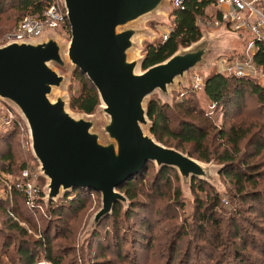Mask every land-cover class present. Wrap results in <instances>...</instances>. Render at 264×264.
<instances>
[{"label": "trees", "instance_id": "trees-1", "mask_svg": "<svg viewBox=\"0 0 264 264\" xmlns=\"http://www.w3.org/2000/svg\"><path fill=\"white\" fill-rule=\"evenodd\" d=\"M51 3V0H0V23L5 15L11 16L10 20L4 21L7 23L5 29L9 30L11 24L15 30L27 16L41 18ZM208 9H214L213 16L220 19L216 0H183L181 8L173 7L170 14L172 30L166 39L144 44L142 69L159 64L179 48L198 42L202 30L197 22L212 17L207 16ZM66 24L69 31L67 20ZM252 41V60L264 74V42H257L252 37L248 43ZM246 58L243 53L227 61H245ZM68 92L69 107L73 112L91 115L99 106L95 88L79 70L73 71ZM200 92L214 112L222 114L223 123L219 128L203 111L198 95L189 91L172 106L150 99L147 107L150 133L165 147L174 148L202 163L215 162L223 166L219 176L225 186L223 196L230 202V207L224 208L223 196L214 188L193 179L194 202L190 211L185 212L176 171L163 168L156 173L154 166L148 163L141 174L118 188L129 202L128 209L123 211L116 203L112 215L101 221L86 246L100 242L99 229L110 225L111 231L105 238L112 237L120 246L121 227L138 223L140 239L147 241L140 252L133 251L130 263L127 262L129 255H123L118 249L115 253L118 264H147L150 258L155 261L153 264H191L192 261L194 264H264V85L255 78H236L214 72L204 78ZM22 134L27 137L23 122L16 117V123L0 139L5 147L0 156V170L8 175H16L22 169L16 166ZM212 137L217 142L212 143ZM152 174L150 186L155 193L151 196L147 193V198L163 200L176 183L172 204L168 202L159 208L153 202L139 200V196L146 193L144 181ZM12 188L11 207L8 200H0V264H62L67 251L60 252L55 245L66 238L67 220L91 201L100 202V195L91 190L76 189L56 203L48 206L42 203V213L28 209L23 194L14 186ZM201 195L204 196L202 199L199 198ZM17 219L39 229V224L44 223L40 237L34 238ZM163 222L167 226L153 234L155 227ZM135 232L136 238L137 229ZM99 249L101 254L90 264H113L106 259L107 253L102 246ZM139 255L142 258L138 261Z\"/></svg>", "mask_w": 264, "mask_h": 264}, {"label": "water", "instance_id": "water-1", "mask_svg": "<svg viewBox=\"0 0 264 264\" xmlns=\"http://www.w3.org/2000/svg\"><path fill=\"white\" fill-rule=\"evenodd\" d=\"M61 1L70 27L68 41L47 31L34 40L0 46V101L25 126L30 153L45 180L44 205L76 189L98 193L100 208L91 219L89 235L113 213L116 203L128 208L118 188L141 174L148 163L156 173L163 168L176 171L182 192L187 185L190 196L193 179L219 193L218 174L223 166L199 162L158 143L150 133L147 107L154 93L161 96V104L172 105L170 91L177 82L185 81L187 72L211 63L209 42L214 36L228 33L244 40L243 34L225 25L211 33L203 30L198 42L143 70L144 56L137 42L154 34L131 25L154 15L157 23H165L170 0ZM233 49L226 45L224 56L235 57ZM68 65L84 74L98 94L96 111L101 109L106 116L105 140L94 130L90 115L69 111L65 78L58 72ZM54 89L59 95L52 99ZM212 168L217 174L211 173Z\"/></svg>", "mask_w": 264, "mask_h": 264}, {"label": "rangeland", "instance_id": "rangeland-1", "mask_svg": "<svg viewBox=\"0 0 264 264\" xmlns=\"http://www.w3.org/2000/svg\"><path fill=\"white\" fill-rule=\"evenodd\" d=\"M259 5L261 7V3ZM167 9H168V15H167V19H166L165 23H157L156 22L157 17H156V15H154V16L145 17V18H143V19L139 20L138 22L131 25L134 28L144 30V32H145L144 34H146V29H149L154 34V37H152V38H146V36H145V38L142 39L141 42H137L139 48L142 50L140 52V56H143V50H144V44L145 43H153L156 40H162V39H164V37H167L168 34L171 32L172 26H171V22H170V14H171L172 9H173L171 0L169 2ZM206 14H207V16H209V17L212 16L211 18H213V15L215 14V10L214 9H208ZM10 18H11V16L5 15L2 19L3 21H1V23H0V46L3 45L5 43L7 37L14 32V27H15L14 25L10 24V29L9 30L5 29V26L7 23H5L4 21L7 19L10 20ZM200 28L202 31L206 30L209 33L216 31L218 29V28L217 29H208V28L206 29V28H202L201 25H200ZM61 37L65 41L69 40V38H67L69 36L64 35ZM243 37H244V40H237V39L232 38L231 35L228 33H223V34L214 36V38L211 39V41L209 42L210 50L213 52L211 55L208 56V60L212 57L211 63L209 62L207 67H198L194 70L187 72V74L185 75V81H183V82L178 81L177 82V85L175 86V88H172L170 91V100L172 102V105L176 102L181 101L184 94H186L187 92L190 91V92L196 93L198 95L199 100H200V105L202 106L203 111L205 112V114L210 115V117L212 118V120L215 123V125L217 126V128H219L223 123L222 114L214 112L213 107L210 106L208 103H206L203 100V95L200 92L201 87L197 86L198 79L200 80L201 86H203L204 78H206L205 77L206 75L209 76L211 73H214V72L218 73V69H219L220 64H224V63L229 64L230 63L227 61L228 58L224 56V52H223L226 45H230V46L233 45L234 46L233 50H235L236 55H240V54L245 53V55L247 57H252L254 54L253 50L250 52H247V54H246L247 46L250 43V42L248 43V41L251 40L252 36L248 33H245V34H243ZM231 48H233V47H231ZM58 72L62 76H64V78H65V87L63 90L65 92L64 97L66 100H68L69 99L68 89H69V86L71 84V79H72V74H73L72 67L68 65L67 68H65L63 70L58 69ZM258 82L260 85H264V79H259ZM159 97H161V96L158 93H154L152 96H150V99L154 98V99L159 101ZM6 110H11V109L6 104H4L3 102L0 101V116H2V114H5ZM69 111H71V113L76 115V116L81 115L80 113L73 112L71 109H69ZM178 115L181 117L182 114L178 111ZM16 117H18V116L16 115ZM90 118L94 122V130L102 135V140H105V136L103 135V131H102V126L104 125V122L106 120V116L102 113L101 109H98L97 111H95L94 114L90 115ZM6 130H7V128H5L0 123V139L4 136L5 133H7L9 131V129L7 131ZM213 135L214 134L212 133V136ZM213 138L214 137L211 138L212 143L217 142ZM24 139H28V136L27 137H20V139H19V140H21L20 141V147H19L20 152L18 153V151L16 150L17 151L16 155L18 157L16 166H18V167L21 166V168H23L24 166L30 165L32 168H36L38 165H37L36 160L31 155L30 150L29 151L24 150V147H23V143H24L23 140ZM3 147H4L3 142H0V156L2 155V150H3L2 148ZM213 164L216 166H219L215 162H213ZM155 172H156V170H155ZM211 173L217 174V172L215 171V168H212ZM3 175L5 177H3ZM152 176H153V174L150 175L149 179H146L144 181L143 187L145 188L144 190L146 193L145 194L143 193V197L139 196V200H145L147 202H153L154 206L159 207V208H162L168 202L170 204H172V198H173L172 197V190H173V188L176 187V183H173V186L171 187L170 193L167 191V193L165 194L166 198H164L163 200H158L157 198H154L152 201V200H149L147 198V196H146L147 193H149L150 196L152 195V192H153V195L155 193L153 191V189H151V186H150ZM17 179H19V173L16 175H8L7 173H1L0 174V200L5 201V196H7V194H8V190L5 189L3 181H6L9 185H12V184L17 182ZM218 180H219L218 181L219 182V185H218L219 194H221L223 196V195H225V192H226L225 186L223 185V183L220 179V176H218ZM44 184H45V180L40 176L38 181H37V185H38V187L40 186L43 188ZM179 185H180V190H181V194H182L181 198L184 199L185 212H189L190 209L192 208L191 204H193V202H194V197H193L192 193L190 196L186 184H185L186 186L183 187L184 194L182 192L180 180H179ZM212 188H214V187H212ZM165 192H166V190L163 189V193H165ZM216 192H217V190H216ZM203 197L204 196L201 195L199 198L202 199ZM222 204H223L224 208L230 207V202L228 201V199L225 196H223ZM9 205L11 207L12 203L9 202ZM99 208H100V202L91 201L90 203L86 204V206L83 210H81L79 213H77L76 215L72 216L71 218H69L67 220L66 231L64 234L66 236V238L62 239V240H58L57 241L58 244L55 245V247L57 249L58 248L60 249V252L62 250L67 251L65 260L63 261L62 264H68V262H69V264H90L94 259H96L101 254L100 249H99L100 246H102V248L104 249V252L107 253L106 259L111 260L113 262V264H118L117 263L118 261H115L116 260L115 253L118 249H121L120 252L123 255H127V254L129 255L130 259L127 262L130 263L132 261L131 258L133 255V251L136 250V251L140 252L141 247L145 245V242L147 240L140 239V235L138 234V230H140V225L138 223H134L135 225H133V223H132V224H125L123 227H121V230H120L118 237H119V239H121V243H119V245L122 246V248L116 244V240L112 239V237L109 236V237L105 238V235L108 234V231L109 230L111 231V229H110L111 225L108 227L103 226L102 228L99 229V231L101 232V236H102V239L100 240V242L86 246L87 241L90 239V237L94 234V232L97 230V228L101 224V222H100V224L96 227V229L92 233H90L89 235L87 234L88 231L90 230V227L92 224L91 219ZM122 209H123V211H126L128 208L126 210H124V208L122 207ZM38 211L44 213L43 208L38 209ZM17 220H18L17 222H19L20 225L24 226V228L27 230V232L29 234H31L36 239H38L40 237L39 232L42 231L43 228L45 227L44 223L39 224V227H40V229H39L38 227L32 226L31 224L28 225L26 223H22V222H20L19 219H17ZM166 226H167V223H165V222H163L161 224L159 223L155 227L153 234H156L159 231H162L163 228H165ZM136 229H137V237L135 238V235H136L135 230ZM144 236L146 239L149 238L148 234H145ZM141 258H142V256L139 255L138 261ZM4 260L8 261V259L6 257H4ZM99 260H102V259H99ZM152 261H153V263H155V261L151 260V258H150L149 260H147V264H151ZM193 262L194 261H192L191 264H194ZM128 263H125V264H128ZM41 264H44V263L41 262ZM142 264H145V262H143Z\"/></svg>", "mask_w": 264, "mask_h": 264}, {"label": "built area", "instance_id": "built-area-1", "mask_svg": "<svg viewBox=\"0 0 264 264\" xmlns=\"http://www.w3.org/2000/svg\"><path fill=\"white\" fill-rule=\"evenodd\" d=\"M51 1L52 3L43 12L41 18L38 19L30 16L23 18L14 32L7 37L5 43L34 40L47 31L55 32L60 38L64 35L70 38V27L68 31L62 1ZM171 3L173 7L181 8L183 0H171ZM216 4L220 13V19L216 16L208 20L199 19L197 24L206 29H217L225 25L232 32L239 34L248 33L255 41L264 42V0H216ZM252 50L254 51V41L248 44L246 54ZM218 73L236 78L264 79L262 69L254 64L252 57H247L245 61L235 60L229 64H220ZM197 86L201 87L199 79ZM0 123L7 130H10L13 124L16 123V115L11 110H6L5 114L0 116ZM21 137H23V134ZM23 142L24 150L29 151L28 139H24ZM1 173L4 172L0 170ZM3 177L5 176L3 175ZM39 177L38 166L36 168H32L30 165L24 166L19 173V179H17L16 183L9 185L6 181H3L5 189L8 190L5 200L12 203V187L14 186L23 194L24 202L28 209H42V187H38L37 185ZM10 216L12 215L10 214Z\"/></svg>", "mask_w": 264, "mask_h": 264}, {"label": "bare ground", "instance_id": "bare-ground-1", "mask_svg": "<svg viewBox=\"0 0 264 264\" xmlns=\"http://www.w3.org/2000/svg\"><path fill=\"white\" fill-rule=\"evenodd\" d=\"M138 54V53H137ZM57 95H59V90L58 89H54L53 90V93H52V99L54 98V97H56Z\"/></svg>", "mask_w": 264, "mask_h": 264}]
</instances>
